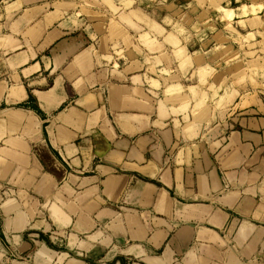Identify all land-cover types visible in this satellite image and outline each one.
Here are the masks:
<instances>
[{
    "label": "crops",
    "instance_id": "1",
    "mask_svg": "<svg viewBox=\"0 0 264 264\" xmlns=\"http://www.w3.org/2000/svg\"><path fill=\"white\" fill-rule=\"evenodd\" d=\"M139 2L0 0V264H264V83Z\"/></svg>",
    "mask_w": 264,
    "mask_h": 264
},
{
    "label": "rangeland",
    "instance_id": "2",
    "mask_svg": "<svg viewBox=\"0 0 264 264\" xmlns=\"http://www.w3.org/2000/svg\"><path fill=\"white\" fill-rule=\"evenodd\" d=\"M255 1L261 2L262 0H240V3L234 0L233 2L230 0H140L139 3L157 5L159 8L154 10V15L157 14L158 16L164 15L166 4H170L174 19L177 18L176 24L178 21H180L179 24L182 21L190 22L201 14L200 17L206 20L204 37L208 48L209 45L215 47L216 38H214V34L216 31L215 35L218 36L219 32L222 35L216 48L217 54L222 57L216 66V70L220 72L219 76L222 83L247 81L258 86L264 83V57L256 48L257 43H250L252 39H256V36L254 34L245 35L243 33L244 22L236 23L235 21L237 14H245L250 8L247 4L241 6L242 11H235L230 8L237 7L241 3ZM263 7L261 3L258 8L262 9ZM231 72L233 74H230ZM205 96L207 99V94Z\"/></svg>",
    "mask_w": 264,
    "mask_h": 264
},
{
    "label": "bare ground",
    "instance_id": "3",
    "mask_svg": "<svg viewBox=\"0 0 264 264\" xmlns=\"http://www.w3.org/2000/svg\"><path fill=\"white\" fill-rule=\"evenodd\" d=\"M221 84V83H220Z\"/></svg>",
    "mask_w": 264,
    "mask_h": 264
}]
</instances>
